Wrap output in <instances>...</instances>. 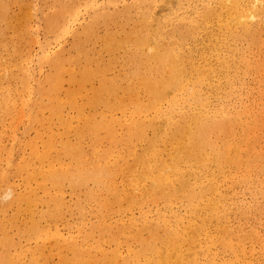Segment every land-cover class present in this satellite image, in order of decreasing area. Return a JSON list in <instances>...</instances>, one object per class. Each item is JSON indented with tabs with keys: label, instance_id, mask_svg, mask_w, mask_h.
Returning a JSON list of instances; mask_svg holds the SVG:
<instances>
[{
	"label": "bare ground",
	"instance_id": "6f19581e",
	"mask_svg": "<svg viewBox=\"0 0 264 264\" xmlns=\"http://www.w3.org/2000/svg\"><path fill=\"white\" fill-rule=\"evenodd\" d=\"M0 257L264 264V0H0Z\"/></svg>",
	"mask_w": 264,
	"mask_h": 264
},
{
	"label": "rangeland",
	"instance_id": "374dc122",
	"mask_svg": "<svg viewBox=\"0 0 264 264\" xmlns=\"http://www.w3.org/2000/svg\"><path fill=\"white\" fill-rule=\"evenodd\" d=\"M14 10H16V9H14ZM19 12H20V11H19ZM22 17H23V13L20 12V18H22ZM4 260H5V258L0 257V264H2L1 261H4Z\"/></svg>",
	"mask_w": 264,
	"mask_h": 264
}]
</instances>
